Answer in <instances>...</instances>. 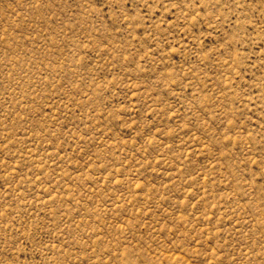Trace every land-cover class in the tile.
<instances>
[{
    "label": "rangeland",
    "instance_id": "obj_1",
    "mask_svg": "<svg viewBox=\"0 0 264 264\" xmlns=\"http://www.w3.org/2000/svg\"><path fill=\"white\" fill-rule=\"evenodd\" d=\"M0 264H264V0H0Z\"/></svg>",
    "mask_w": 264,
    "mask_h": 264
}]
</instances>
